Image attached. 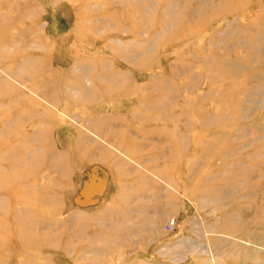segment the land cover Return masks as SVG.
<instances>
[{
	"label": "rangeland",
	"instance_id": "374dc122",
	"mask_svg": "<svg viewBox=\"0 0 264 264\" xmlns=\"http://www.w3.org/2000/svg\"><path fill=\"white\" fill-rule=\"evenodd\" d=\"M0 84V264H264V0H0Z\"/></svg>",
	"mask_w": 264,
	"mask_h": 264
},
{
	"label": "bare ground",
	"instance_id": "6f19581e",
	"mask_svg": "<svg viewBox=\"0 0 264 264\" xmlns=\"http://www.w3.org/2000/svg\"><path fill=\"white\" fill-rule=\"evenodd\" d=\"M9 76H10V79H8V80L13 81V80H15L17 75H14L11 73ZM1 85L2 84H0V87H2ZM80 85L81 84L79 82H77L75 84V88L78 90L79 93L84 94V97H83L84 99H87L88 98L87 96L89 93ZM11 94L14 95L15 93L13 91H9V89L8 90L5 89L4 95L7 96V95H11ZM30 99L33 100V98H30ZM30 99H28V97H26L25 101H28ZM59 102H60L59 99H57V100L55 99L54 102H52V105L58 104ZM10 104L12 106V104H14V103L10 102ZM49 104H51V103H48V105ZM11 106H10V108H11ZM3 107H4L5 112H6V110L10 109L6 106H3ZM15 109L16 108H11V111H13ZM9 111L10 110H8V112ZM45 112H46V110H45ZM46 113H48V112H46ZM42 118H43V116H42ZM15 120H17V119H15ZM38 120H40V119H38ZM77 121H79V120H77ZM8 123L10 125L12 124L11 121H8ZM45 125H43V124L38 125V130L36 132L42 133L44 135L46 132V129L44 128ZM48 126H50V125H48ZM15 134L17 135V136H15L16 137L15 139H8L7 140V141H12L11 143L5 144L4 146L2 145L3 147L2 146H0V147H1V151L3 152L2 153L3 157L6 158L7 160L11 161L12 168L15 170L14 173H18L17 176H20L21 172L24 173L26 171L25 168L30 167L28 163H30V162L33 163L34 159L38 160L39 158H41L43 150L41 148H38L37 145L42 144L41 142L43 141V139L39 138V137H35L34 135H36V133L35 134H33V133L30 134L29 132L26 133L24 131V127L19 122L16 123ZM21 136H24V138H25L24 141L21 140V138H20ZM12 153H21L22 154L21 161H17L16 158L12 155ZM6 184H8V183L4 182V181L2 182V185H6ZM174 226H175V223H174ZM221 229H223V231H225L227 233V234L224 233L225 237H227V238L231 237L232 238V237H235L240 232L241 224L240 223H233V224L230 223V224L221 226Z\"/></svg>",
	"mask_w": 264,
	"mask_h": 264
},
{
	"label": "built area",
	"instance_id": "2783aa9c",
	"mask_svg": "<svg viewBox=\"0 0 264 264\" xmlns=\"http://www.w3.org/2000/svg\"><path fill=\"white\" fill-rule=\"evenodd\" d=\"M174 226V222H171L167 225V227L172 228Z\"/></svg>",
	"mask_w": 264,
	"mask_h": 264
}]
</instances>
